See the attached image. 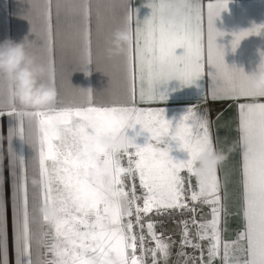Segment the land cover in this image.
Wrapping results in <instances>:
<instances>
[{"label": "snow or ice", "instance_id": "obj_1", "mask_svg": "<svg viewBox=\"0 0 264 264\" xmlns=\"http://www.w3.org/2000/svg\"><path fill=\"white\" fill-rule=\"evenodd\" d=\"M176 3L177 0H151L147 5L152 9L151 16L144 20L139 18L138 9L125 4L131 30L135 17V43L128 46L127 99L123 103L97 104L91 90H83L82 105L56 103L48 110H28L16 105L5 85L9 110L0 111V119L7 118L9 125L14 264H149V256L151 264H168L175 242L157 234L158 222L152 216L171 218L176 214L182 217L177 221V255L184 257L183 264H214L217 258L220 264H264V123L255 119L257 112L264 113V102L238 103L242 202L236 213H228L222 203L217 170L205 179L195 175L197 158L213 149L208 114L191 108L173 125L163 108L151 106L167 99L166 92L159 91L160 84L171 80L193 84L204 77L206 66L213 101L264 99L248 86L242 69L226 64L225 50L216 43L217 37L225 33L216 29L215 21L227 9L229 0H212L206 11L202 0H191L180 15L174 14ZM90 17V4L85 0L83 27L73 46L82 67L92 64ZM43 23L44 35L34 46L47 54L48 65L54 70L51 0L46 4ZM260 30L257 26L234 34L233 51L242 39ZM177 49H184L183 54L177 55ZM204 98L207 99L206 90ZM25 118L36 132L33 159L41 177V207L51 206L59 213L55 219L41 215L48 230L36 237L35 258L27 158L17 154L11 143L14 137L28 142ZM136 125L150 133L154 143L141 147L134 140L126 150L118 152L102 144L105 135L115 136ZM169 141L178 142L190 159L174 161L170 146H160ZM125 156L127 167L121 163ZM184 172L188 175H182ZM137 175L142 195H137L134 182L126 184V178L134 181ZM192 177L197 187L187 188ZM227 184L225 177V193ZM196 203L209 206L210 220L196 218ZM222 213L239 215L243 221L234 239L222 234L228 231ZM8 227L9 199L0 180V264H10ZM148 240L154 246H146ZM205 240L206 256L202 243ZM188 247L199 255L187 254L184 249Z\"/></svg>", "mask_w": 264, "mask_h": 264}, {"label": "crops", "instance_id": "obj_2", "mask_svg": "<svg viewBox=\"0 0 264 264\" xmlns=\"http://www.w3.org/2000/svg\"><path fill=\"white\" fill-rule=\"evenodd\" d=\"M48 0H0V42L6 39L20 41L28 38L33 45L44 35V13ZM91 8V50L92 64L82 67L73 52V46L79 39L83 27V5L85 0H51V15L55 29V65L46 79L54 84L59 92L57 104L60 106H79L85 102L83 90H91L97 104L113 105L123 103L127 99V77L126 63L128 47L124 54L109 57L107 49L111 46L112 33L125 25L127 9L125 4H130L133 9L139 10V18H149L152 9L147 5L151 0H87ZM206 5L212 0H202ZM135 17H133L132 31L135 43ZM260 26L259 34L253 33L242 39L239 46L233 51L232 42L234 34L242 31L252 30ZM218 31L225 33L217 37V45L225 50V62L232 68L242 69L245 74H252L260 62L261 53L264 52V0H229L227 9L215 21ZM63 49V53H62ZM38 57L48 64L47 54L38 46L33 47ZM184 49H177V55H182ZM211 78L207 74L193 84H182L179 80H171L159 85L160 92H166L167 99L152 107H161L165 111L166 119L173 125L177 124L189 109L198 110L201 114L207 113L210 119V132L213 139V148L227 153L226 161L217 169V175L221 182L220 195L222 203L228 213L238 212L242 202V187L240 170L242 167V153L238 132V103L264 102L261 98H241V100H216L211 97ZM5 82L0 78V111H8L7 92ZM205 90L207 99L204 98ZM147 107L148 105H140ZM8 120L0 119V130H2V141H0V180L3 181L9 199V260L14 264L13 230L11 216V198L9 184V142H8ZM128 135L133 137L135 143L143 147L151 140V134L143 131L140 125L135 128L126 129ZM25 136L28 142H23L19 137L12 140V148L17 154L27 158V174L29 180V208L31 215V227L33 230V254L36 257L35 240L42 231L48 227L42 221L41 208V185L38 164L33 157L36 149L33 142L36 139L35 128H30L25 118ZM170 155L174 161H186L190 156L176 141H169ZM187 172L182 173L184 175ZM138 176V175H137ZM225 177L228 178L227 193L223 190ZM195 178V177H194ZM35 180L37 183L32 184ZM197 187V181L195 178ZM195 187V188H196ZM207 217L204 221L211 219L209 206L205 205ZM227 219V232L222 233L226 239H234L236 232L243 226L239 215H227L222 213V221ZM224 227L222 222L221 228ZM158 235L159 232L156 229ZM170 236H163L165 240L171 238L174 245L171 248V256L168 264H183L184 257L177 253L180 251V231L175 230ZM184 251L193 255L191 247ZM161 264L163 262L161 261ZM214 264H220L217 258Z\"/></svg>", "mask_w": 264, "mask_h": 264}, {"label": "clouds", "instance_id": "obj_3", "mask_svg": "<svg viewBox=\"0 0 264 264\" xmlns=\"http://www.w3.org/2000/svg\"><path fill=\"white\" fill-rule=\"evenodd\" d=\"M191 0H177L174 14H182ZM134 35L129 26L125 25L112 33L111 46L107 54L111 58L125 53L126 48L133 43ZM33 41L24 38L20 41L11 38L0 42V78L8 85L12 98L17 106L28 110H48L58 101L57 87L48 82L46 77L50 72V66L43 62L33 51ZM256 71L245 74L248 86L258 95H264V52ZM255 119L264 123V113L257 112ZM134 141L126 129H122L117 135H105L102 144L114 151L126 150ZM227 159V153L215 150L201 154L197 158L195 175L198 179H205L216 171ZM41 215L49 219H55L59 213L51 206L40 208Z\"/></svg>", "mask_w": 264, "mask_h": 264}, {"label": "built area", "instance_id": "obj_4", "mask_svg": "<svg viewBox=\"0 0 264 264\" xmlns=\"http://www.w3.org/2000/svg\"><path fill=\"white\" fill-rule=\"evenodd\" d=\"M121 163H122V165L124 167H127V157L126 156L121 158ZM184 175L187 176L188 174L185 173ZM133 182L137 185V195H142V191L143 190L139 187V178H138V176H136L134 181L132 180L131 177L126 178V184H128L129 186ZM186 187L187 188H195L196 187V183H195V178L194 177H192L190 184H186ZM195 207L197 208V216H196V218L198 220L204 221L206 219V217H207L205 204L196 203ZM152 219H154V220H156L158 222V226H157L156 229L158 230L159 234L162 235V236L167 237V236H170V235L174 234L175 230L180 231V228L178 227L177 221L182 219V217H180L178 214L174 215L171 218L168 217V216H159L158 217V216L153 215ZM160 221H162L163 223L160 224L159 223ZM189 227L191 228V224L189 225ZM137 231H138V229H137ZM192 231L195 232V229L193 228ZM145 235L147 236L146 232H145ZM202 243H203L204 248H205V256H206V250H207V247H208V241L205 240ZM146 246L152 247V246H154V243L151 242L150 240H148ZM194 254L195 255H199V252H195ZM147 259H148L149 264H151L150 256Z\"/></svg>", "mask_w": 264, "mask_h": 264}]
</instances>
